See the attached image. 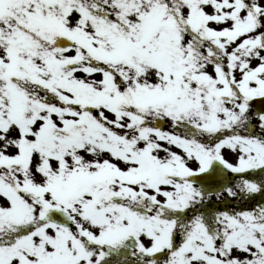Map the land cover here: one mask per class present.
Returning <instances> with one entry per match:
<instances>
[{"label": "snow or ice", "instance_id": "1", "mask_svg": "<svg viewBox=\"0 0 264 264\" xmlns=\"http://www.w3.org/2000/svg\"><path fill=\"white\" fill-rule=\"evenodd\" d=\"M0 264H264V0H0Z\"/></svg>", "mask_w": 264, "mask_h": 264}]
</instances>
